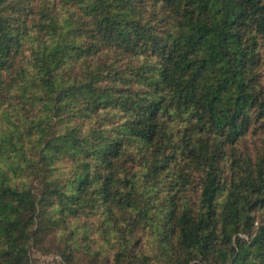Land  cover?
Masks as SVG:
<instances>
[{"label": "trees", "instance_id": "obj_1", "mask_svg": "<svg viewBox=\"0 0 264 264\" xmlns=\"http://www.w3.org/2000/svg\"><path fill=\"white\" fill-rule=\"evenodd\" d=\"M264 264V0H0V264Z\"/></svg>", "mask_w": 264, "mask_h": 264}, {"label": "rangeland", "instance_id": "obj_2", "mask_svg": "<svg viewBox=\"0 0 264 264\" xmlns=\"http://www.w3.org/2000/svg\"><path fill=\"white\" fill-rule=\"evenodd\" d=\"M30 264H67L62 261L60 254L57 252L45 253L43 251L34 250Z\"/></svg>", "mask_w": 264, "mask_h": 264}]
</instances>
